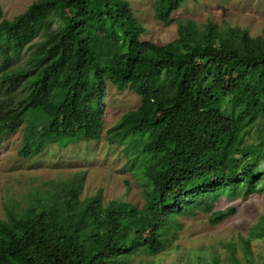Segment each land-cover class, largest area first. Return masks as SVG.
Instances as JSON below:
<instances>
[{"label":"trees","instance_id":"obj_1","mask_svg":"<svg viewBox=\"0 0 264 264\" xmlns=\"http://www.w3.org/2000/svg\"><path fill=\"white\" fill-rule=\"evenodd\" d=\"M183 2L157 0L155 18L171 22ZM2 15L0 5V136L22 127L20 158L51 143L97 141L107 81L128 88L140 106L106 135L109 144L139 145L144 202L103 206L100 192L81 201L85 174H76L7 210L0 264H123L133 252L158 255L170 245L175 215L210 214L221 193L264 190V139L246 141L244 131L264 118V32L252 38L212 23L198 31L187 21L178 23L179 41L156 45L141 40L144 27L126 0H37L11 21ZM23 51L25 65L7 72ZM234 212H213L209 223ZM255 235L264 238V227Z\"/></svg>","mask_w":264,"mask_h":264},{"label":"rangeland","instance_id":"obj_2","mask_svg":"<svg viewBox=\"0 0 264 264\" xmlns=\"http://www.w3.org/2000/svg\"><path fill=\"white\" fill-rule=\"evenodd\" d=\"M35 1L0 0L2 19L11 21ZM126 1L134 18L144 27L141 40L156 45L179 41L178 23L187 21L198 31L212 23L220 32L239 28L252 38L264 32V0H184L170 16L169 23L155 18L157 0ZM98 41L93 39L95 45ZM27 55L28 52L23 51L15 57V65L6 71L24 66ZM106 84L102 133L97 141L66 146L51 143L40 154L20 158L22 127L13 134L0 136L1 220L6 219L8 209L19 211L37 192L52 194L62 181H69L81 173L85 174L81 201L100 192L103 206L116 201L142 208L143 185L134 152L139 145L129 138L109 144L106 135L124 113L140 106V96L128 88L119 91L109 81ZM5 96V89L0 88V99ZM244 131L246 141L264 139V118L245 126ZM263 181V177L260 178L258 185ZM230 208L235 209L232 216L216 225L209 223L211 213ZM210 214L195 210L193 214L175 215V229L165 236L170 245L163 252L158 255L133 252L123 258V264H264V238L255 235L264 227V190L247 196L221 193L211 201ZM151 227L147 226L145 234Z\"/></svg>","mask_w":264,"mask_h":264}]
</instances>
